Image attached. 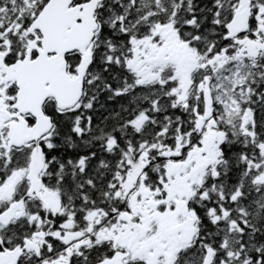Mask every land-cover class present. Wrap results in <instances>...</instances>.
Masks as SVG:
<instances>
[{
	"label": "snow or ice",
	"instance_id": "obj_1",
	"mask_svg": "<svg viewBox=\"0 0 264 264\" xmlns=\"http://www.w3.org/2000/svg\"><path fill=\"white\" fill-rule=\"evenodd\" d=\"M0 264H264V0H0Z\"/></svg>",
	"mask_w": 264,
	"mask_h": 264
}]
</instances>
